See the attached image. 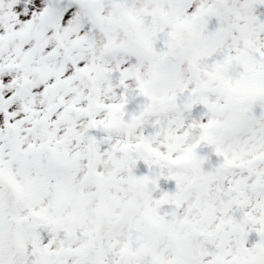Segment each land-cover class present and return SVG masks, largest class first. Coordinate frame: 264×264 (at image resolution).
<instances>
[{"label":"snow or ice","instance_id":"1","mask_svg":"<svg viewBox=\"0 0 264 264\" xmlns=\"http://www.w3.org/2000/svg\"><path fill=\"white\" fill-rule=\"evenodd\" d=\"M0 264H264V0H0Z\"/></svg>","mask_w":264,"mask_h":264}]
</instances>
